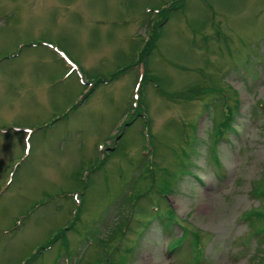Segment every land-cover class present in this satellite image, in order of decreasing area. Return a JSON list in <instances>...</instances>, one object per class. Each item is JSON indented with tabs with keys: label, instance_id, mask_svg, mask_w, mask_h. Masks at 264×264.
Here are the masks:
<instances>
[{
	"label": "rangeland",
	"instance_id": "374dc122",
	"mask_svg": "<svg viewBox=\"0 0 264 264\" xmlns=\"http://www.w3.org/2000/svg\"><path fill=\"white\" fill-rule=\"evenodd\" d=\"M263 191L264 0H0V264H264Z\"/></svg>",
	"mask_w": 264,
	"mask_h": 264
},
{
	"label": "trees",
	"instance_id": "16d2710c",
	"mask_svg": "<svg viewBox=\"0 0 264 264\" xmlns=\"http://www.w3.org/2000/svg\"><path fill=\"white\" fill-rule=\"evenodd\" d=\"M147 43V44H146ZM146 45V48L140 52V54L138 55V59L139 60H144L145 59V56L148 55V48H152L153 47V40H152V36L151 38H149V42L146 41L145 44ZM144 47V46H143ZM209 91H212L209 90ZM202 92V91H201ZM201 92H197V93H192V96H194L195 98H199L198 95L201 94ZM208 92V91H206ZM204 91V94L206 93ZM220 115L222 117V121L220 119V121H218L216 124H215V127H214V132L212 134L213 136V139L214 141H216V139H218L220 137V135L222 133L225 132V127L229 126L230 124V121L233 120V115H232V118L230 117V113L228 112V110L226 109V107L224 106L223 109H220ZM236 114V111L235 113ZM215 143V142H214ZM211 154V158L215 164V175L216 176H219V172H217V170H219V165L215 159V155H214V152H210ZM264 192V191H263ZM261 196H264V193H262ZM151 220H156L157 224L159 225V228L161 230V232L166 236V237H170L173 232H172V227H173V221H172V218H171V214H170V210L167 209V211H159V208L157 207H152L151 208ZM258 216V217H257ZM249 219H253L251 221H257L258 219H262L264 220V215L261 214L260 212H255L253 213V216H250ZM145 224H148L147 222ZM262 230H264V226L262 228ZM176 240L173 241L169 247L167 248L168 250V254H172L174 253L177 249H179V247L182 245L183 242H185V239L186 237H184L183 235L175 238ZM190 248H192L193 251H198L200 253V243L196 240V239H193V241L191 242L190 244ZM193 258H195V261H197V258L199 257H196V256H193ZM115 261V260H114ZM197 263V262H196Z\"/></svg>",
	"mask_w": 264,
	"mask_h": 264
}]
</instances>
